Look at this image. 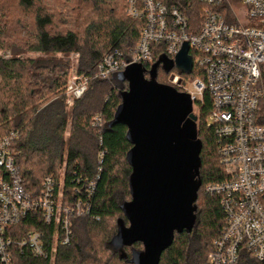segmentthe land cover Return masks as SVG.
I'll return each mask as SVG.
<instances>
[{
  "label": "trees",
  "instance_id": "16d2710c",
  "mask_svg": "<svg viewBox=\"0 0 264 264\" xmlns=\"http://www.w3.org/2000/svg\"><path fill=\"white\" fill-rule=\"evenodd\" d=\"M17 4L20 13L13 14L6 0H0V50L14 56L0 58V140L20 132L14 146L16 165L33 197L40 195L49 177L63 180L65 194L74 199L77 189L96 182L91 216L71 218L74 238L70 246L59 247L54 264H134L135 254L144 251L142 243L121 250L113 245L119 230L130 226L123 206L132 201L127 154L133 145L127 140L126 126H111L129 84L119 74L108 81L96 74L107 55L129 54L135 48L143 23L126 13L128 0H17ZM154 47L157 51L160 46ZM27 53L41 57L22 59ZM75 54L79 55L76 69L89 83L83 97L68 109L64 89L71 62L56 56ZM160 59L156 53L152 64L144 65L147 79ZM168 75L160 65L157 82L163 84L160 78ZM210 108L208 100L195 107L202 142L196 223L190 233L175 235L160 264H207L224 225L219 197L206 192L225 179L215 134L207 127ZM97 117L102 119L101 127L94 126ZM30 230H46L39 214L14 229L16 239ZM14 264H50V260L14 251ZM239 264L260 263L245 251Z\"/></svg>",
  "mask_w": 264,
  "mask_h": 264
},
{
  "label": "built area",
  "instance_id": "2783aa9c",
  "mask_svg": "<svg viewBox=\"0 0 264 264\" xmlns=\"http://www.w3.org/2000/svg\"><path fill=\"white\" fill-rule=\"evenodd\" d=\"M126 13L143 23L139 41L129 54L107 55L96 78L108 81L131 65H151L156 53L175 61L189 47L194 80L174 68L169 81L191 96L194 109L209 101L207 127L215 134L225 176L206 189L219 197L224 215L207 264H239L245 251L264 264V0H128ZM88 83L73 67L64 89L68 109ZM94 126H102L101 117ZM19 136L11 132L0 140V264H14V251L52 264L59 247L70 246L74 238L71 218L91 216L96 182L77 189L74 199L65 194L63 180L49 177L33 197L16 165ZM36 214L46 230H30L16 239L14 229Z\"/></svg>",
  "mask_w": 264,
  "mask_h": 264
},
{
  "label": "water",
  "instance_id": "95a60500",
  "mask_svg": "<svg viewBox=\"0 0 264 264\" xmlns=\"http://www.w3.org/2000/svg\"><path fill=\"white\" fill-rule=\"evenodd\" d=\"M160 65L166 73L176 68L180 75H191L189 47L185 45L175 61L161 57L149 79L142 65L120 73L129 90L122 94L111 123L126 126L127 140L133 145L127 154L132 201L123 206L130 226L119 230L113 245L121 250L142 243L144 251L135 254L134 264H160L175 235L193 230L202 186V142L191 96L158 83Z\"/></svg>",
  "mask_w": 264,
  "mask_h": 264
},
{
  "label": "rangeland",
  "instance_id": "374dc122",
  "mask_svg": "<svg viewBox=\"0 0 264 264\" xmlns=\"http://www.w3.org/2000/svg\"><path fill=\"white\" fill-rule=\"evenodd\" d=\"M7 4H9V5L11 6V10L13 11V14H18V13H20V11L17 10V8H18L17 0H6V5H7ZM12 7H13V8H12ZM235 9H236V11H237L238 14H240L241 12H243V11H242L243 8H242V6H240V4L236 5ZM32 19H33V17L30 15V16H29V24H30V25H32V23H33V20H32ZM241 22H242L243 24H247V22L245 21L244 18H242ZM0 55H2L3 58L5 57V60H9V59H11V58L14 57L13 54H12V52H11V51H8V50H0ZM39 57H41L40 54H36V53H27V54H25V55H22L21 58H22V59H36V58H39ZM56 57H57V59H59V60H63L64 62H68V61L71 62L70 72L72 71V68H73V67L76 68V60H75V57H73V55H72V56H69V57H64V56H62V55H57ZM0 58L2 59L1 56H0ZM194 78H195V74H194V75H191L190 77H187V79H189V80H191V81H193ZM148 79H149V78H148ZM159 81H160L161 83H163L164 85L171 86V83H170V81H169V77H167V78H165V79L162 77V78H160ZM187 86H189L188 83H187ZM71 109H72V108H71ZM194 113H195V109H194ZM54 262H55V259H54V261L52 262V264H54Z\"/></svg>",
  "mask_w": 264,
  "mask_h": 264
}]
</instances>
